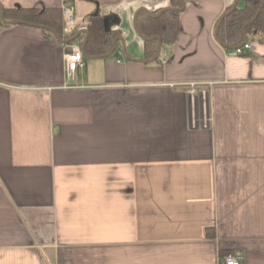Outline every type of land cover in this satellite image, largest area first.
I'll return each mask as SVG.
<instances>
[{
	"label": "crops",
	"instance_id": "obj_1",
	"mask_svg": "<svg viewBox=\"0 0 264 264\" xmlns=\"http://www.w3.org/2000/svg\"><path fill=\"white\" fill-rule=\"evenodd\" d=\"M246 2L0 0L71 4L77 33L98 11L125 43L68 80L67 43L0 8V264H264V41L228 57L218 36ZM143 8H183L157 63Z\"/></svg>",
	"mask_w": 264,
	"mask_h": 264
},
{
	"label": "trees",
	"instance_id": "obj_2",
	"mask_svg": "<svg viewBox=\"0 0 264 264\" xmlns=\"http://www.w3.org/2000/svg\"><path fill=\"white\" fill-rule=\"evenodd\" d=\"M260 10L264 11V0H247L244 8H235L220 21L219 38L229 47H236L244 43L243 26ZM4 14L5 18L8 19L21 20L56 30L63 40H68L77 35V32L72 36L65 34L61 7L5 9ZM179 15V11H165L159 17L153 18L145 12H141L137 20L138 28L146 38L160 37L162 49L172 47L177 35ZM104 19L105 17L99 13L97 15L93 14L88 19L89 35L85 43V52L89 56L109 54L112 51L115 39L121 34L119 30L106 28ZM253 31L259 35L260 41H264V13H259L256 19L246 27V34ZM48 33L54 36L51 31H48ZM78 38H82V35H78L76 39ZM144 48L145 59L153 60L157 54L158 41L156 39L144 41ZM159 61L157 59L155 62Z\"/></svg>",
	"mask_w": 264,
	"mask_h": 264
},
{
	"label": "built area",
	"instance_id": "obj_3",
	"mask_svg": "<svg viewBox=\"0 0 264 264\" xmlns=\"http://www.w3.org/2000/svg\"><path fill=\"white\" fill-rule=\"evenodd\" d=\"M75 8L71 4H64L62 7V14L64 20V32L67 36H72L77 32L78 26L74 20ZM80 30L88 29V20L83 22L82 26L79 27ZM251 45L249 42L242 43L239 46L233 47L227 52L228 57H235L245 54L246 51L250 50ZM66 61V74L68 80L75 77L76 72L79 69L85 67V55L80 43L76 41L67 44V51L65 54ZM166 62V61H165ZM180 85L182 91L188 93L191 97L196 94H200L202 98H206L208 91L206 86L212 85V83H201V82H187L177 84ZM176 84H171V87L177 86ZM206 126V124H204ZM245 257L241 253H228L225 254L221 259V264H242Z\"/></svg>",
	"mask_w": 264,
	"mask_h": 264
},
{
	"label": "water",
	"instance_id": "obj_4",
	"mask_svg": "<svg viewBox=\"0 0 264 264\" xmlns=\"http://www.w3.org/2000/svg\"><path fill=\"white\" fill-rule=\"evenodd\" d=\"M181 4H182V3H181ZM182 5H183V4H182ZM0 8H1V12H2V13H1V22H4V23H6V24L27 23V22H24V21H21V20H11V21H7V20L5 19V17H4V10L2 9L1 4H0ZM182 9H183V8H181V9H180V8H167V9H163V10H161L160 12L154 14V13L150 12L148 9L143 8V9L139 10V11L136 13L135 18H134V26H135L136 31H137V33L139 34L140 38H141L143 41H149V40H153V39H156V40L158 41V50H157L156 57L152 60L153 62L156 61L157 59H159V57H160L161 50H162V42H161L160 37H158V36H154V37H152V38H146V37L140 32V30H139V28H138V24H137V17H138V15H139V13L143 11V12H146L149 16H151V17H153V18H157V17H159L160 15H162V13H164L165 11H181ZM234 9H235V8H234ZM234 9H233V10H234ZM233 10H232V11H233ZM232 11L228 12L223 18H225L226 16H228ZM259 13H264V11H263V10L258 11V12L256 13V15H255V16H254L249 22H246V23L244 24V26H243V34H244V37H245V43L249 42V38H248V36H247V34H246V27H247L249 24H251V23L256 19V17L259 15ZM97 14H98V11H96V12L94 13V15H97ZM111 19H112L111 17H105V19H104V24H105V27H106V28H108V25H109ZM219 25H220V24H219ZM44 28H46V27H44ZM46 29H49V28H46ZM49 30H50V31L56 36V38H57L58 40H60L61 42L67 43V44L70 43V42H73V41L77 38L78 35H80V34H84V35H85V39H84V41L82 42V49H83V51H84V55H85V57L87 58L84 49H85V43H86V40H87L88 35H89V31H88V29H84V30H82L81 32H78L77 35H76V37H72V38H70V39H68V40H63V39H61L60 35L57 33L56 30H53V29H49ZM119 40L121 41L123 51L125 52V43H124V41H123V38H122V37H118V38H116L115 41H114V46H113V49H112L111 53L108 54V55H105V56L109 57V56H111V55L114 53V50H115V48H116L117 43H118ZM125 56H127L126 53H125Z\"/></svg>",
	"mask_w": 264,
	"mask_h": 264
}]
</instances>
